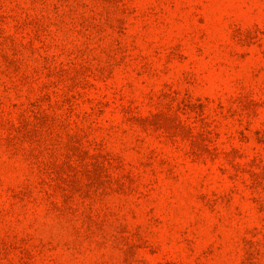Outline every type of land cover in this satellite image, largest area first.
<instances>
[{
    "label": "rangeland",
    "instance_id": "374dc122",
    "mask_svg": "<svg viewBox=\"0 0 264 264\" xmlns=\"http://www.w3.org/2000/svg\"><path fill=\"white\" fill-rule=\"evenodd\" d=\"M0 264H264V0H0Z\"/></svg>",
    "mask_w": 264,
    "mask_h": 264
}]
</instances>
